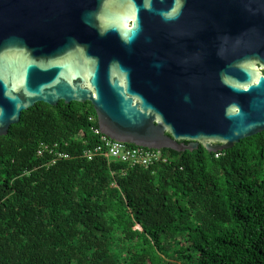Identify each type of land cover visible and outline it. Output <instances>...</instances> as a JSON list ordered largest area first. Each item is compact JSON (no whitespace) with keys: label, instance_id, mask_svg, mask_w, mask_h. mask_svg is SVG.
<instances>
[{"label":"water","instance_id":"obj_1","mask_svg":"<svg viewBox=\"0 0 264 264\" xmlns=\"http://www.w3.org/2000/svg\"><path fill=\"white\" fill-rule=\"evenodd\" d=\"M261 69L264 0H0V137L89 101L114 140L223 151L264 131Z\"/></svg>","mask_w":264,"mask_h":264},{"label":"trees","instance_id":"obj_2","mask_svg":"<svg viewBox=\"0 0 264 264\" xmlns=\"http://www.w3.org/2000/svg\"><path fill=\"white\" fill-rule=\"evenodd\" d=\"M90 116L38 102L0 137V264H264V131L146 168L84 157Z\"/></svg>","mask_w":264,"mask_h":264},{"label":"built area","instance_id":"obj_3","mask_svg":"<svg viewBox=\"0 0 264 264\" xmlns=\"http://www.w3.org/2000/svg\"><path fill=\"white\" fill-rule=\"evenodd\" d=\"M89 121L93 123L97 122L96 126L91 128L97 141L94 145L85 149L83 152L84 157L89 160L100 156L126 163L128 166L141 165L148 168L164 158L162 157L161 150L140 146L133 147L128 143L110 138L100 131L98 121L94 116H90ZM46 152H50L53 155L52 163L69 157L67 153L57 150L55 146L51 147L44 143H40L37 148V155L42 156Z\"/></svg>","mask_w":264,"mask_h":264},{"label":"flooded vegetation","instance_id":"obj_4","mask_svg":"<svg viewBox=\"0 0 264 264\" xmlns=\"http://www.w3.org/2000/svg\"><path fill=\"white\" fill-rule=\"evenodd\" d=\"M192 39L194 40L195 38H192ZM194 42H195V40H194ZM194 42H191V46H193V47H194V49H193V50H195V48H196V47H195V46H196V44H195ZM184 44H185V43H184ZM261 71H262V72H264V70H263V69H261ZM86 102H87V101H86ZM83 103H84V102H83ZM188 142H189V141H187V140H185V141H184V143H188ZM200 146H202V145L200 144V145L198 146V148H199ZM198 148H197V149H198Z\"/></svg>","mask_w":264,"mask_h":264}]
</instances>
